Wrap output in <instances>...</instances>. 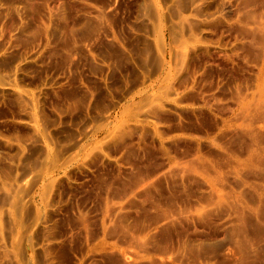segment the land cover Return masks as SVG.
Instances as JSON below:
<instances>
[{
    "label": "rangeland",
    "instance_id": "rangeland-1",
    "mask_svg": "<svg viewBox=\"0 0 264 264\" xmlns=\"http://www.w3.org/2000/svg\"><path fill=\"white\" fill-rule=\"evenodd\" d=\"M0 264H264V0H0Z\"/></svg>",
    "mask_w": 264,
    "mask_h": 264
}]
</instances>
